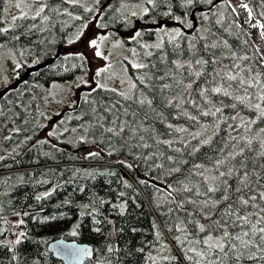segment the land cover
<instances>
[{"label": "snow or ice", "instance_id": "obj_1", "mask_svg": "<svg viewBox=\"0 0 264 264\" xmlns=\"http://www.w3.org/2000/svg\"><path fill=\"white\" fill-rule=\"evenodd\" d=\"M12 2L7 0L10 6ZM59 2L73 8L81 6V0ZM167 2L169 0H159L160 4ZM200 3L213 5V0H176V6L182 8L184 14L176 15L171 7L163 13L179 23L180 27L168 29L161 24L159 42L141 45L143 49H155L159 54L152 61L154 52L145 51L143 55L148 59L147 63L131 62L139 75L130 84L129 91L107 89L97 81L96 87L85 95V102L96 103L88 101L87 96L100 89L116 93L119 99L110 104L100 103L102 111L92 109L97 115V122L93 126L101 135L109 136L111 149L107 155L112 156L116 150L112 145V138L115 137L124 149L135 147L149 150L144 155V162L152 161L164 176L175 177L171 183L164 182L163 187L147 180H139V183L162 194L168 207L160 215L168 217L164 223L170 225L167 231L172 234V241L179 247L181 256L152 255V240L128 249L124 252L125 256L144 254L146 264H178L180 259L184 264H260L264 262V53L256 49L252 56L241 55L227 39L217 37L211 28L202 31L200 22L210 19L208 12H201L194 25L187 17ZM147 4L155 8L157 0H147ZM14 6L20 10V15L12 18V28L21 29L20 35L14 37L17 41L25 35L23 29L31 32L39 27L36 23L16 24L17 19L36 21L39 18L42 22H48V11L60 12L59 8L51 7L48 0H16ZM240 6L252 16L253 9L247 3ZM84 11L91 12L93 9L85 8ZM149 11L148 7L143 8L145 14ZM62 14L73 17L68 8H64ZM132 15L137 13L132 12ZM260 15L264 16V13ZM73 18L82 19L81 16ZM215 23L221 24L222 21L216 19ZM87 26L84 24L83 27ZM259 27L264 32V23ZM185 28L192 29V33L189 34ZM10 30L9 27H0V34ZM79 35L82 33L77 35V39ZM140 36L138 31L133 39ZM105 39L107 36L92 39L90 45L96 49L97 57L107 60L99 50L98 43ZM165 42L171 45V54L176 59H169ZM3 47L4 44L0 43V48ZM133 53L139 55L135 50ZM69 58L71 54L65 57ZM79 59L83 61L85 57L80 54ZM157 63L162 67L157 68ZM109 67L111 65L97 70L95 77L107 72ZM169 118L176 123H165ZM158 122L164 125L163 134L155 128ZM54 134L49 133L50 136ZM83 140L84 137H81ZM161 146L167 151L161 150ZM205 148L208 153L202 152ZM99 155V152H89L85 158ZM134 159L139 157L134 156ZM117 163L134 169L133 163L127 159L118 160ZM124 185L132 187L127 180ZM51 194L47 192L43 195ZM124 195L120 193V196ZM42 198L36 197L37 200ZM152 198L159 210V200L155 194ZM126 208L127 200L119 205L120 213L123 214ZM18 224L22 225L24 221L21 219ZM153 228L154 240L160 244L161 253L171 251V243H160L163 233L158 226L153 224ZM94 231L101 232L102 229L98 227ZM131 231L135 233L138 229L132 228ZM120 232H123V228L115 229V234ZM72 234L77 233L73 231ZM26 239L27 234L22 231L14 241H0V246L8 248L11 253L10 264L18 259L16 245ZM145 248L150 250L147 254ZM106 251L119 253L122 249L109 244ZM79 253L92 254L87 248L79 250ZM114 259L118 264H123L119 256ZM108 264H112V259Z\"/></svg>", "mask_w": 264, "mask_h": 264}, {"label": "trees", "instance_id": "obj_2", "mask_svg": "<svg viewBox=\"0 0 264 264\" xmlns=\"http://www.w3.org/2000/svg\"><path fill=\"white\" fill-rule=\"evenodd\" d=\"M142 1L102 0L100 4L92 7L81 4L80 7L73 8L60 3L59 0H48L51 7L61 10L68 8L72 11L73 17L81 16L82 19L77 20L61 12L52 16L50 14L52 11H48L46 13L50 17L48 22H42L39 18L36 21L17 19L16 24L39 25L31 32L23 29L25 35L20 36L18 41L14 37L20 35L21 29L10 27L8 33L0 34L3 48L12 49L21 65L20 77L16 84L0 93V121L13 119L20 129V132L6 142L10 149H6L5 156L0 159V233L6 216L24 211L27 213L22 225L27 239L17 245L15 254L18 259L14 264H64L48 249L49 244L58 239L89 244L93 254L85 264H108L109 259H112V264H118L114 259L116 256L120 257L123 264H146L144 254L125 256L124 252L140 247L143 241L148 240L154 242L152 255L181 256L179 247L172 241V234L167 231L170 225L164 223L168 217L160 215L161 212H166L168 207L162 194L156 193L152 187L139 183V180H147L151 184L163 187L164 182L171 183L175 177L164 176L161 169L154 167L152 161L144 162V155L149 150L135 147L124 149L115 137L112 138V145H115L116 150L112 156H108L107 151L111 149V145L108 144L109 136L101 135L93 126L97 122V115L92 109L102 111L100 103L110 104L119 99L116 93L100 89L87 96L88 101H96V103H86L85 95L95 87L82 91L74 107L63 114H71V121L63 124L67 131L43 138L47 117L38 106L33 91L36 81L49 84L52 81L67 80L78 72L88 70L87 62L90 59L88 54L85 56L81 53L85 57L82 61L79 59L80 54L67 53L68 50L62 51L69 45V41H72L75 33L84 28V24L96 22L97 29H117L122 32L124 18L121 8L127 2L138 4ZM6 2L7 0H0V27H3L2 11ZM241 2L247 3L253 9L252 18L255 22L264 23V16L260 15L264 13V0H241ZM213 5L200 3L189 12L187 19L195 25L199 14L208 12L210 19L200 22L202 31L211 28L217 37L227 39L241 55L252 56L256 49L263 53L231 0H213ZM169 7L176 15L184 14V10L176 6V0H169L165 4H160L157 0V7L153 8L150 5V11L145 17L153 24L177 23L171 17L163 15ZM85 8H91L93 11H84ZM216 19H221L222 23L216 24ZM184 30L189 34L193 31L187 28ZM262 33L264 35V32ZM170 49L171 45L166 42L169 59H176ZM22 54L33 55L43 64L32 71L29 77L26 76L27 70L23 67L26 63L22 60ZM70 54L71 58L65 59ZM158 54L156 50L151 60L155 61ZM156 66L162 67L159 63ZM130 73L136 81L139 73L132 67ZM132 107L135 108V105ZM167 122L176 123L170 118L165 123ZM63 125H59L57 129H61ZM155 128L157 132L164 133L163 124L158 122ZM81 137H84L83 141ZM43 141L46 143H42ZM161 150L167 151L163 146ZM89 152H99L100 155L86 159ZM202 152L208 153V149H202ZM134 156L139 159H134ZM121 159L133 163L134 169L130 170L117 163ZM161 162L156 161V163ZM150 165L153 166L149 168ZM167 167L168 165L165 164V168ZM77 169L80 171L77 172ZM125 180L132 185L131 188L125 187ZM53 189L55 191H52ZM47 192L52 194L44 197L43 194ZM121 192L125 193L123 197L120 196ZM154 194L161 204L159 210L153 203ZM37 196L43 198L37 200ZM125 200H127V208L121 214L119 205ZM85 205L88 207H84ZM153 224L163 233L160 243H171V251L161 253L160 244L154 240ZM98 227L102 229L101 232L94 231ZM120 228H123V232L115 234V229ZM132 228L138 231L133 233ZM73 231L77 234L73 235ZM109 244L119 246L122 251L108 253L106 248ZM149 251L145 248L146 254ZM10 256L8 248L0 246V264H10ZM178 264H184L183 259H180Z\"/></svg>", "mask_w": 264, "mask_h": 264}, {"label": "rangeland", "instance_id": "obj_3", "mask_svg": "<svg viewBox=\"0 0 264 264\" xmlns=\"http://www.w3.org/2000/svg\"><path fill=\"white\" fill-rule=\"evenodd\" d=\"M101 1L102 0H99V3H96V0H81V4L86 7H92L100 4ZM15 2L16 0H13L11 6L6 2L5 9H7V11H4V9L2 11L3 27H12V18L20 15V10L14 6ZM231 2L238 11L244 15L248 30L264 53V35L259 24L249 16L246 9L240 6L242 3L241 0H231ZM145 7L150 8V5L147 4V0L138 2V4L127 2L123 5L121 8V13L124 18V25L121 26L122 32L117 29L100 30L97 29L96 22L95 24L89 22L87 28H83L75 33L71 43L68 45V47L72 48H70L67 53L78 55L82 53L79 50L83 48L85 53L82 54L86 56L87 53L90 57L87 62V71L78 72L75 76L67 80L52 81L49 84L41 81L35 82L33 91L37 104L46 114L45 117H47L45 129H43V131H45L42 133L43 138L49 137L50 132L61 133L65 130L63 124L66 121H71V114H63L74 107L82 91H86L91 87H96L97 81L100 84H104L106 88L109 89L115 88L117 91H129V86L134 81L132 75L130 76V68L132 67L131 62L139 61L147 63L148 59L144 57L143 53L145 51L155 52L156 50L143 49L141 45L158 43L161 36L159 32L160 25L151 23V21L145 17V13L143 12V8ZM34 10L33 8V13ZM60 12L63 13V10L60 9ZM132 12H136L137 15L133 16ZM54 13L57 12L52 11L50 14L54 16ZM147 25H151V27H147ZM253 25H256V27H253ZM166 26L168 29L180 27L178 23H171ZM150 30L151 32H149ZM138 31L141 33V36L133 39L135 33ZM80 33H82V35H79L77 39V35ZM100 36H107V39L102 42L98 41L100 44L99 50L107 57V60L97 57L95 55L96 49L90 45L92 39H98ZM125 36H127V38ZM127 39H130V41ZM133 50L139 53V55H134ZM22 60L26 63V65L23 66L26 70L40 63L39 59L33 55L22 54ZM108 65H111V67L108 68L107 72L102 73L99 77H95L97 70L107 67ZM20 66L19 58L12 49L0 48V93H3L8 87L16 84L20 77ZM89 85L91 87H89ZM59 125H63L61 129H57ZM17 129L18 124L13 119L0 121V157H4L6 149H10V146H8L6 142L10 137L20 132V129L19 131H17ZM25 213L26 211L8 215L4 218L0 241H14L18 233L25 231V228L22 227L23 224H18L19 220L22 219L24 221Z\"/></svg>", "mask_w": 264, "mask_h": 264}, {"label": "water", "instance_id": "obj_4", "mask_svg": "<svg viewBox=\"0 0 264 264\" xmlns=\"http://www.w3.org/2000/svg\"><path fill=\"white\" fill-rule=\"evenodd\" d=\"M147 27H151V25H147ZM125 37L127 38V36ZM67 50H69V48H63V51ZM42 65L43 64H40L36 67L28 69L27 74H30L32 71L37 70ZM27 77H29V75H27ZM85 248L89 249L92 253V247L89 244L79 243L75 240L58 239L51 242L48 246V249L53 253V255L58 259L62 260L64 264H85L86 260L92 256V254H78L79 250Z\"/></svg>", "mask_w": 264, "mask_h": 264}]
</instances>
